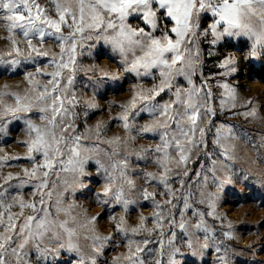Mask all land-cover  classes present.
I'll return each instance as SVG.
<instances>
[{"label": "snow or ice", "instance_id": "6c2138e0", "mask_svg": "<svg viewBox=\"0 0 264 264\" xmlns=\"http://www.w3.org/2000/svg\"><path fill=\"white\" fill-rule=\"evenodd\" d=\"M47 5L38 0H0V24L11 34L4 39L12 49L7 57L0 56V75L16 74L21 68L36 65L34 72L24 73L30 91L23 95L0 93V135L10 131L12 122L22 120L28 136L19 142L27 147L28 155L5 159L3 166L11 167L12 161L22 159L32 164L30 169H22L23 178L9 174L0 184V264H60L59 258L64 253L72 254L68 264H97V257L116 236L128 245L126 264H181L177 259L181 254L178 240L194 257L214 249L217 264H232L229 245L218 241L215 227H209L205 221L206 217L220 219L215 206L227 185L241 179L247 185L248 176L237 175L234 169L237 157L233 155L232 142L242 140L260 158L264 133L255 134L258 143L247 132L241 136L234 130L235 125L222 123L212 133L218 98L202 71L199 87L195 78L203 64V44L211 46L207 53L211 57L218 46L245 40L248 48L245 59L264 57V0H47ZM162 17L167 18L163 29ZM133 20L139 23L133 24ZM48 40L59 47L58 53L42 47ZM91 42L110 51L120 71L93 78L94 73L88 75L91 69L85 70L82 87L93 93V99L84 102L85 109L97 110L96 97L103 98L113 89L109 81L126 80L130 75L141 84L146 79L157 81L151 88L134 86L126 104L109 103L110 107L121 109L111 121L120 122L127 133L125 137L105 139L109 126L105 122L85 132L76 126L79 112L73 110L81 103L76 90V74L81 71L78 56L83 55L86 44L88 48L93 46ZM20 43L26 44V50ZM41 60L44 69L53 70H43L39 66ZM218 67L223 71L217 75L222 77L239 71L233 56L224 57ZM37 77L46 78L47 82L41 84ZM181 78L186 84L180 83ZM219 87L224 89L219 99L222 114L229 102L235 108L237 88L228 83ZM163 95H169V99L161 102ZM4 96L15 103L3 104ZM250 105L251 101L244 105L245 111L228 110L246 121L260 119L258 109ZM33 116L42 123L34 124ZM145 116L152 123L140 125L139 120ZM205 120L207 125L202 127ZM150 134L158 137L154 148L129 151L130 141ZM209 134L212 145L221 149L219 152H208ZM38 156L43 157L42 163H36ZM132 157L155 164L163 170L162 174L159 177L150 172L136 174ZM202 158L207 159L202 162ZM209 160L211 167H207ZM190 163L199 167L189 170ZM90 169L104 180L102 191L96 193V201L102 207L111 208L112 212L119 207L127 215L133 205L151 201L153 216L141 217L140 225L130 230L122 216L113 225L111 235L97 234L95 224L102 218L100 214L81 220L77 218L79 213L72 215L75 204L64 206L66 194L86 187ZM134 174L141 177L144 185L163 186L164 190L149 192L147 187L137 186ZM13 180L18 183L13 184ZM174 184L179 187H173ZM25 186H31L38 199L26 204L7 191ZM213 186L215 192L206 190ZM157 195L169 199L160 204L156 202ZM205 203L207 211L196 207ZM17 206L21 212L12 214L10 209ZM25 208L31 211L25 213ZM177 213L181 217L179 222ZM189 215L196 220L195 224L190 225ZM149 220L153 222L150 229L145 227ZM165 225L167 231L163 230ZM177 227L182 234L177 233ZM222 235L225 240L234 238L230 231ZM201 239L204 243L197 246ZM30 253H35V261L29 259ZM119 259L115 258L114 264Z\"/></svg>", "mask_w": 264, "mask_h": 264}, {"label": "rangeland", "instance_id": "374dc122", "mask_svg": "<svg viewBox=\"0 0 264 264\" xmlns=\"http://www.w3.org/2000/svg\"><path fill=\"white\" fill-rule=\"evenodd\" d=\"M41 5H47V0H38ZM54 15V13H53ZM166 17L161 18L160 26L164 28L166 23ZM133 24L139 23L137 20L132 21ZM171 25L169 24V27ZM11 36L10 33L5 31L3 24H0V56L7 57V54L12 51L11 45L5 41V37ZM15 39L20 40L19 36ZM210 39V37H209ZM33 43H36L34 40ZM92 47L88 48L87 44L82 50L83 55L78 56V63L81 67V71L76 74V90L81 98L80 107L73 111L79 112V117L75 121L76 126L80 132H85L88 128H94L99 122L108 123V128L104 133V138H112L115 136L125 137V133L120 126L119 121H111V117L118 116L121 109L119 107H110L109 103L116 105L126 104L132 96V90L134 86L137 89L151 88L153 81L146 79L144 83H138L134 76H129L126 80H120L117 82L109 83L113 84V89L107 91L103 98L96 97L94 103L97 105V110H87L84 107L85 101L93 99V93L91 89L84 90L81 81L86 79L85 70L91 69L88 75H93V78L103 75L104 73L116 74L120 70L115 58L111 57L110 51L106 50L102 44L97 42H91ZM20 47L26 50V44L20 43ZM43 48L50 49L53 53L59 52V47H54L51 40L46 41ZM211 46L209 44L201 45L203 52V64L201 68L197 70L196 83L197 87L200 84V72H203V78L208 79L212 87L214 94L217 96L216 107L218 115L214 121V127L212 133L215 132L216 126L220 124L235 125V131L239 132L241 136L247 132L252 136L253 140L258 143V137L256 133H264V57L257 58L255 60L245 59L248 48L245 40L230 41L228 44H222L218 48L214 49L216 54L214 56H208V50ZM80 51V50H78ZM226 56H233L238 62L239 71L232 76H220L217 73L223 70L218 67L219 62ZM39 66L45 70L51 72L52 68L44 69V61L41 60ZM36 65H28L21 68L19 73L13 74L12 72L4 73L0 75V93H19L23 95L25 92L30 91L31 86L25 81V72H34ZM67 75V73H66ZM41 84L47 82L46 78H36ZM181 84H186L181 78ZM221 83H228L234 85L237 88L236 92V106L231 108V102L228 103L224 113H219V99L220 94L224 92V89L219 87ZM119 84L120 87H116ZM174 99V97H172ZM169 95H163V100H168ZM251 101L250 108L258 109V116L260 119L246 121L243 116H233L231 111H245L244 105ZM15 101L9 99L7 96L3 97V104L12 105ZM212 105L209 104V107ZM228 109H231L229 111ZM85 111H88V115H85ZM111 121V122H110ZM110 122V123H109ZM33 123L40 125L42 122L33 116ZM151 120L147 116L139 120L140 125L150 124ZM207 120L201 126H206ZM34 135V134H33ZM28 136L25 133V125L23 121L12 122L10 131L6 135H0V184H3V178L9 174L20 175L24 177L22 169L31 168L32 164L26 159L19 161H12L11 167H4L3 161L10 159L11 157H25L28 155L26 146H21L20 141H25ZM212 134L208 137V152L215 153L221 149L212 145ZM158 137L149 135L147 138H138L134 142L129 143V151H136L141 148L155 147L158 143ZM235 148L233 155L237 157L234 163V169L237 175L248 176L247 185L243 179L239 183L234 185H227L225 191L220 193V197L216 202L215 212L220 219H213L212 217H206V224L209 227H215V237L218 241H224L226 245H229V254L232 264H264V226H261V222H264V149H260V158L257 157V153L251 149V147L242 140H236L234 142ZM107 147V145H105ZM197 155H200L197 153ZM175 159L176 157H172ZM207 158H202L205 160ZM212 159H217L216 156H212ZM134 164V172L139 174L141 172H150L159 177L162 174V169L157 168L155 164L148 163L144 160L136 161L135 157H132ZM43 157L38 156L36 163H42ZM231 164L232 161H229ZM211 161L207 162V167H211ZM172 167H175L173 164ZM193 167H199V165L189 164V170ZM91 171V175L85 179L86 187L75 193L66 194L64 206L75 204L77 207L74 209L72 215H80L78 219H83L84 216L92 217L100 214L101 219L95 224L96 233L100 235H111L113 232V225L117 223L120 217H125V227L129 230L132 227H136L141 223V217H152L154 209L152 202H142L138 205H133L130 211L125 215L121 208H117L115 212H112L111 208L105 209L96 201V193L102 191L104 180L101 175H97L94 171ZM134 174L132 178L136 181L137 186H144L148 188L149 192H161L163 186L156 187L147 186L143 184V180L139 175ZM195 179V178H194ZM13 184L18 181L13 180ZM173 187L178 188L179 184H174ZM207 191L215 192V187L206 189ZM7 191L12 197L23 199L24 203H31L33 199H38V195L34 197V189L31 186H25L21 188H9ZM178 195V194H177ZM169 197L157 195L156 202L164 204ZM11 202V201H9ZM175 203V200H173ZM38 206V205H37ZM197 208L201 211L209 210L207 204H197ZM9 211V209H4ZM12 214H19L21 212L20 207H13L10 209ZM25 213H29L31 210L25 208ZM115 217L113 219L112 217ZM177 221L179 222L181 217L177 213ZM190 225L195 224L196 220L190 215L187 217ZM5 222L6 218H5ZM71 226V225H70ZM145 227L152 228L153 222L149 220ZM164 231H167L165 225ZM178 234H182V230L178 227L175 229ZM224 231H230L234 237L231 240H225L222 233ZM131 235V233H130ZM138 239V237H137ZM83 243V241L81 242ZM197 246L204 243L201 239L196 242ZM116 244H120L116 247ZM135 244L132 245L135 248ZM142 246V245H141ZM177 246L181 247V254L177 256V259L181 264H192L195 260L196 264H217L216 253L213 250H205L200 256H193L192 252L182 245L181 241H177ZM251 246V247H250ZM153 247H156L153 245ZM171 249H169L170 251ZM129 254V248L127 243H121V237L116 236L112 244L105 247L103 253L97 257V264H114V259L119 257L117 264H126L124 257ZM159 258V249H157V256ZM29 259L35 261V253L29 254ZM60 264H68L72 259V254L64 253L60 258ZM43 264V262H42Z\"/></svg>", "mask_w": 264, "mask_h": 264}]
</instances>
